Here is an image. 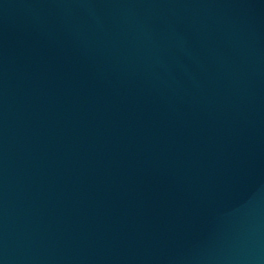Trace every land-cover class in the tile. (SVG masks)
Returning a JSON list of instances; mask_svg holds the SVG:
<instances>
[{"label": "water", "instance_id": "water-1", "mask_svg": "<svg viewBox=\"0 0 264 264\" xmlns=\"http://www.w3.org/2000/svg\"><path fill=\"white\" fill-rule=\"evenodd\" d=\"M0 264H264V0H0Z\"/></svg>", "mask_w": 264, "mask_h": 264}]
</instances>
